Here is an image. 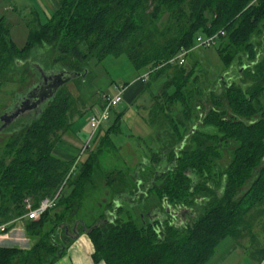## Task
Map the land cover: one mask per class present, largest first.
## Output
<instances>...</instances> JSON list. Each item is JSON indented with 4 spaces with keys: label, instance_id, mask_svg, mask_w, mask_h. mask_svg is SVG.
Here are the masks:
<instances>
[{
    "label": "trees",
    "instance_id": "1",
    "mask_svg": "<svg viewBox=\"0 0 264 264\" xmlns=\"http://www.w3.org/2000/svg\"><path fill=\"white\" fill-rule=\"evenodd\" d=\"M28 28L19 47L0 19V88L30 83L28 91L43 72L81 76L77 95L65 85L40 112L3 129L0 224L23 217L26 199L37 205L64 182L67 190L40 219H28L37 243L29 250L0 248V264H53L82 233L96 262L207 264L223 239L255 236L252 228L264 218V0H60L51 18L42 23L33 14ZM220 31L225 69L194 89V67L168 61L195 49L200 33ZM121 55L136 71L153 69L147 82L139 74L123 85L141 86L133 103L153 81L167 78L145 118L155 146L136 167L127 164L112 139L121 132V111L67 178L80 151L64 157L56 150L70 145L68 133L78 135V120L100 93L89 62ZM232 142L238 144L232 160L222 165L221 148ZM94 195L103 199L94 197L88 209ZM178 206L192 209L189 223L172 221L167 207ZM252 257L259 264L264 248Z\"/></svg>",
    "mask_w": 264,
    "mask_h": 264
},
{
    "label": "rangeland",
    "instance_id": "2",
    "mask_svg": "<svg viewBox=\"0 0 264 264\" xmlns=\"http://www.w3.org/2000/svg\"><path fill=\"white\" fill-rule=\"evenodd\" d=\"M11 35L19 47H22L25 44L27 32H25L22 25L14 27ZM200 35L205 36L202 33H200ZM259 41L264 43V38H261ZM218 48L219 42L215 46L207 48L196 46L195 49L186 55L185 66L189 69H192V67L195 69L194 77H192L193 81H195L194 89L198 86L200 88L207 86L210 82L216 81L223 73L225 66L218 52ZM89 64L91 74L93 75V90L99 91L100 97L94 98L87 103L86 108L88 113L84 115L83 120H78V124H81L78 135L68 133L65 137L67 143H70V145L65 144V146L72 147V149L76 150L75 152L82 149V142H85L89 137L90 131L87 119L93 108L97 105H101L102 96L114 94L115 86H123L127 82L132 81L137 74L142 72L135 70L126 55H121L118 58L108 57L101 62L96 59H91ZM168 71L171 74H175L174 69H169ZM166 80V76H161L153 81L150 91L141 94V96L134 103L130 104L128 102H122L114 111H112L110 121L108 122V125L106 124V127H108L114 122L118 110L120 112H124L121 120V132L112 134V139L119 148L122 158L133 168L139 164L143 156L149 154L148 146H155V139L151 138V129L146 125V123H143L142 117L145 116L144 113L146 109L153 103L151 95H159ZM76 84L77 79H74L73 81L67 83L66 87L72 93L77 95ZM29 87H31L30 83L22 84V86L15 83H6L5 85H2L0 88V107L5 106L7 107L6 110L10 109L14 103L27 92L26 90ZM99 99H101V101ZM178 107L181 109V105H178ZM136 115H138V117ZM0 133V147L2 149L7 132L2 130ZM237 145L238 144L235 142H232L230 143V146H223L221 148L222 154L219 162H221L222 165H227L231 162L232 155ZM87 151H85V154ZM84 156L85 155L82 156L80 161L84 159ZM107 161L111 163L115 162L116 159L113 161L108 159ZM66 190L67 185L64 187L63 193L66 192ZM102 195L92 196L88 200L90 203L88 204V209H92L96 206L94 205V197L103 199ZM94 212L96 213V210ZM251 232L255 236L247 235L238 243L231 238L223 239L218 244L214 255L207 262V264H256V260L252 257V254H255L257 251L264 248V218L260 219L253 226Z\"/></svg>",
    "mask_w": 264,
    "mask_h": 264
},
{
    "label": "crops",
    "instance_id": "3",
    "mask_svg": "<svg viewBox=\"0 0 264 264\" xmlns=\"http://www.w3.org/2000/svg\"><path fill=\"white\" fill-rule=\"evenodd\" d=\"M0 3H1L0 19L3 18L10 24L11 34L14 27H16L17 25H22L25 32H27V37H28V33H29L28 22L32 18V15L33 14L36 15V17L42 23L46 22L58 10L60 0H0ZM147 71L146 70L142 71L140 75H142ZM138 76L139 74H137V76L130 82H133ZM140 89L141 86L136 85L135 87L126 90L123 102H128L132 104L133 103L132 101L138 96ZM97 97H100L99 93ZM99 100L101 101V99ZM147 112H148V108L144 113L145 116L142 117L143 123H146L145 118L147 116ZM117 113H120V111L118 110ZM136 116L138 117V115ZM108 122L105 123L100 129L101 133H103L105 128H107L106 124L108 125ZM87 124H88V119H87ZM82 143L84 144V142ZM75 151L76 150L72 149V147H68L65 145H60L56 150L58 155L64 157L75 156L76 154ZM0 225L5 226V230L3 232L0 231V248H18L23 250H29L38 241V238L36 236L29 234L28 218L25 217V215L23 217H19L13 221L5 222ZM76 240L71 244L72 246L70 245L67 248L65 254L61 258L57 259L53 264H106L104 261L96 262L94 260L93 258L94 245L87 234L85 233L80 234ZM256 264L258 263L256 262Z\"/></svg>",
    "mask_w": 264,
    "mask_h": 264
},
{
    "label": "built area",
    "instance_id": "4",
    "mask_svg": "<svg viewBox=\"0 0 264 264\" xmlns=\"http://www.w3.org/2000/svg\"><path fill=\"white\" fill-rule=\"evenodd\" d=\"M225 33L220 31L218 34L213 36H197V47H211L215 46L218 43V40L221 36ZM189 53V50L182 49L181 52L173 59L168 61L171 64H184L186 62V55ZM153 69L148 70L147 72L143 73L139 78H141L144 82H147L150 79V75ZM126 88L123 86H115V92L112 95H104L102 99V104L97 105L93 108L91 113L88 117V124H89V138L85 142L84 146L80 150L78 157L75 161L74 166L72 167L69 175L67 178L71 176L77 169V165L80 163V160L83 155H85V151H87L92 144L96 134L102 128V126L110 120L111 113L114 111L123 101L125 95ZM66 182H64L63 186L58 190V192L53 197L44 198L39 202V204L34 205L33 201L29 198L25 200L26 209L28 212L25 214V217L31 220L40 219L41 216L54 207L60 197L61 191L64 188ZM5 230L4 225H0V231L3 232ZM259 264H264V258L261 260Z\"/></svg>",
    "mask_w": 264,
    "mask_h": 264
},
{
    "label": "water",
    "instance_id": "5",
    "mask_svg": "<svg viewBox=\"0 0 264 264\" xmlns=\"http://www.w3.org/2000/svg\"><path fill=\"white\" fill-rule=\"evenodd\" d=\"M79 76L81 73L68 70L54 73L43 72L39 83L29 89L10 109L0 115V132L19 117L32 112H40L44 104L53 99L63 86ZM167 212H171L169 207ZM66 230L68 231V228Z\"/></svg>",
    "mask_w": 264,
    "mask_h": 264
},
{
    "label": "flooded vegetation",
    "instance_id": "6",
    "mask_svg": "<svg viewBox=\"0 0 264 264\" xmlns=\"http://www.w3.org/2000/svg\"><path fill=\"white\" fill-rule=\"evenodd\" d=\"M168 208V207H167ZM170 211L172 212V214H174V217H171L173 222H179L181 224H186L190 222V217H192L193 215H191L190 213V208L188 207H184V206H178L177 208H169ZM189 210V211H188ZM158 216L156 213H154L152 215V217H156ZM180 217L179 219L177 217Z\"/></svg>",
    "mask_w": 264,
    "mask_h": 264
}]
</instances>
